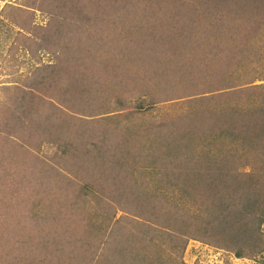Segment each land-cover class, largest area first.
Returning <instances> with one entry per match:
<instances>
[{"label":"trees","instance_id":"16d2710c","mask_svg":"<svg viewBox=\"0 0 264 264\" xmlns=\"http://www.w3.org/2000/svg\"><path fill=\"white\" fill-rule=\"evenodd\" d=\"M40 1V8L49 9L50 0ZM63 1L60 6L79 12V17L74 14L77 17L74 23L71 18L61 20V24L66 26L63 29L61 25V31L67 42L64 43L60 36L53 37L50 31L45 35L47 44L44 47L56 54L58 62L39 67V74L30 81L34 83L28 84L31 88L17 92L19 97L16 96L11 107L14 109L5 110L9 118L0 124V132L5 131L15 139L21 135L30 139L36 128L41 139L50 143L51 137L45 138L42 134V108L46 103L51 106L48 110L51 114L45 113L49 117L48 123H52L51 119H60L55 111L67 108L65 117L52 123V128L55 135L62 129L67 141L64 156L69 163L67 171L70 177L48 167L46 172L39 170L37 174L36 170H30L28 178L22 170L12 181L11 178L2 180L1 200L7 198L10 182H19L20 191L26 186L29 191L33 184L34 193L43 198L44 221L74 219V222L61 227L52 225L50 227L54 228L47 232L54 234L56 239L53 255L50 256L52 264H64L65 253L69 252L63 250L69 245L74 248V244L75 249L79 246L84 248L82 243L94 235L92 227H99L101 231L108 227L106 223L109 221L115 226L112 233L124 232L132 238L127 248L113 245L110 252L105 251V256L110 255L114 264H154L155 261L157 264H185L182 261L178 263L169 252L165 255L161 246L159 249L152 248V241L147 240V235L139 241L129 231L121 230L120 221L114 220L115 208L113 212L110 206L103 208L102 224L96 223L99 217L93 220L88 215V222H93V226L88 227L86 215L81 214V209L88 207L87 200L91 199L88 194H95L91 184L110 185L112 178L123 174L127 182L123 184V190L117 191L115 200L123 208H129L127 213L149 217L155 224L165 226L167 231L160 230L159 233L162 231L168 236L172 246L181 244V240L183 251L190 239L200 240L233 253L239 259L260 256V264H264V91H251L259 88L248 86L254 80L243 83L234 91H231L230 83L234 79L235 62L245 63L243 59L247 58L252 63V59L245 55L264 30V0H199L197 3L208 10V16H212V12L219 14L210 22L214 28L195 27V19L200 17L186 3L185 7L176 10L174 19L167 21L168 26L176 27L174 21L180 23L179 30L170 29L165 35L166 42L161 43L158 40L164 38L163 32L156 34L145 29L144 32L140 27L145 24H132L128 14L131 11L128 10L120 19L115 13L116 7H108L118 0H94L99 5H92L93 0H65L66 6ZM154 2L160 7L158 0ZM166 11L168 14L171 10L166 8ZM145 13L151 14L149 11ZM88 24L103 28L106 38L101 39L100 35L90 41L91 36L88 35L83 39L81 32ZM136 32L142 42L143 36L152 37L154 43L158 42L157 50L161 54L166 53L169 59L177 50L186 49L184 41L193 46L190 52L197 53L200 48L210 57L203 61L198 59L189 78L180 80L184 91H164L171 87L164 79L175 76V70L167 67L162 75H148L146 69L149 66L144 64L146 58H137L133 50ZM72 33L77 35H70ZM93 43L95 45H91ZM217 44L228 45L233 55L221 58L218 55H222L221 51L214 55L212 46L216 49ZM237 50L242 59L235 57ZM197 67L204 72L197 75ZM62 78L64 84H57ZM98 83L101 86L99 91H91L90 87ZM185 98L193 106L188 112L166 113L158 124L137 119L159 103ZM114 99L115 104L112 102ZM113 104V109L119 106L121 110L109 109ZM44 129L46 131L47 127ZM150 161L160 168L165 188L175 192L176 187L181 193L174 199H168L165 193L149 190L143 192L139 203L135 199L136 203L132 204L134 200L131 197L137 192L133 181L135 174L139 175L136 167ZM22 175L26 176L22 180L27 179L29 183H22ZM78 180L87 182L81 186ZM12 191L11 199H15L14 196L18 198L16 190L12 188ZM1 200L0 213L5 209L8 212L5 214L15 217L18 225L23 224L25 217L29 218L28 209L32 211L37 207L36 202L29 207L27 198L18 204L3 203ZM21 205L26 206L23 209ZM29 219L35 222L39 232L40 228L45 232L47 224L40 225L39 219L34 217ZM117 228L120 229L115 232ZM60 233L62 237L58 239ZM19 238L16 237V243L11 247L10 241H3L2 246L12 248L13 252L0 250V264H18L22 255L31 259L37 254L29 250V243L32 242L29 238ZM72 238H75L74 243L70 242ZM92 245L94 243L91 242L88 247ZM171 248L177 251V247ZM14 249L22 255L14 253ZM96 259L98 262L99 258Z\"/></svg>","mask_w":264,"mask_h":264},{"label":"rangeland","instance_id":"374dc122","mask_svg":"<svg viewBox=\"0 0 264 264\" xmlns=\"http://www.w3.org/2000/svg\"><path fill=\"white\" fill-rule=\"evenodd\" d=\"M61 1L62 0H50L51 3H49V9H45L39 7L41 3L40 0H0V124L7 122V118H9L6 115L5 110L8 108L14 109L11 107H13V101L16 100V96L19 97L17 92L31 88L28 84L32 85L34 83L30 81L35 75L39 74L37 69L43 65H51L58 62L56 54L44 47V44H47L45 42V35L47 36V33L50 31L53 37L59 38L60 36L64 43L67 42L65 41L64 33L61 31V20L71 18L74 23L77 20L76 18L79 17V12H72L68 9L65 0L63 1V4H65L64 6H66V8H62L60 6ZM154 1L156 0H118L113 6L108 7H116L115 13L119 14L118 17L120 19H123V16L126 15L128 10L131 11L128 14L132 19V24H145L146 26L140 27L143 31L144 29L146 32L155 31L156 34H161L163 32L164 38L161 41L158 40L159 43L166 42L165 35L170 32V29L179 30L177 27L180 23L174 21L173 24H176V27L174 25L168 26L167 21L168 19H174L179 8L181 6L185 7L186 3L192 6L193 10H195L200 17V19H195V27L210 26L214 28V24L211 25L210 22L214 21L219 16V14L214 12H212V16H208V10L202 8L200 4L197 3L199 0H158L160 7H158V4ZM92 2V5H99L97 1L93 0ZM180 2L182 3L180 4ZM166 8L171 10L168 14ZM145 11H149L151 14H147ZM74 14L77 16L76 18L74 17ZM197 15L194 18H196ZM143 19L145 20L142 21ZM65 27V24L62 25L63 29H65ZM80 28H82V26H80ZM154 28H156V30H154ZM73 34L75 33L70 35ZM81 34H83V39L90 35V41L96 39L100 35L102 36L101 39L106 38V31L103 30V28H100L99 26L91 27L89 24ZM258 36L259 37L252 42L250 50L247 51L245 55V57L249 56L252 59V63H249L247 58L243 59L244 61L246 60L245 63L235 62L233 70L234 75L232 76L234 79L230 80L232 86L231 91H234L241 87L243 83L247 81L250 82L251 80H254L255 82L248 86L254 85L259 87L254 88L251 91H264V30H262V33H259ZM142 39L144 42H142L140 38L138 39L137 32L134 34L133 50L136 51L137 58H146L144 64L149 66V68L146 69L148 75H162L167 71V67H169L170 70H175L173 72V75L175 76L171 77V79H164V82L167 83L168 87L171 85L170 88L167 90L164 89V91H184L183 83L179 84L180 80L184 79V77L189 78L190 71L193 67L197 66L198 59L203 61L210 57L209 54L200 51V48L197 53L190 52L193 49V46L190 43H187V41H184L183 43L185 44L184 46L186 49L177 50L175 54L170 55L169 59L166 53L161 54V51L157 50L158 42L157 44L154 43L152 37L148 38L147 36H143ZM91 45H95V43ZM126 45H128L127 42ZM69 46H71V44H69ZM227 47L228 45L226 44H217L216 49L212 46V52H214L215 55L216 52L221 51L222 55L218 54L221 58L229 55L232 56L233 51ZM74 48H79V50H81L78 46H74ZM154 51L156 52L154 53ZM237 51L238 52L234 54L235 57H240V59H242V57L238 55L239 50ZM199 72L204 71L200 67H197L196 74L198 75ZM155 79L157 78L155 77ZM172 80H176V82H172ZM57 84H64V78L59 79ZM165 86L166 84L159 90L163 91ZM99 87L101 86L98 83L95 87L91 86L90 90L99 91ZM35 93L37 95H42L39 92ZM41 99L43 102L45 101V99ZM112 102L115 104V99L112 100ZM114 104L113 106L111 105L109 109H118L120 111L121 109L118 108L119 106H115L113 109ZM50 108L51 106L46 103L41 111V114L44 117L41 126L42 134L45 138L51 137L50 143H48L47 140L44 141L41 139L36 128L32 132L33 138L30 139L23 138L22 135L17 137L18 139H15L11 138L5 131L0 132V183L3 182L2 180L10 178V181H12L13 177L19 174L22 170V173L26 174L29 178L28 174L30 173V170H36L37 174L39 170L46 172L48 167L62 173L65 177L69 176V163L65 161L64 156V148H66L67 141L62 134V129L57 135H55L52 128V123L62 121L61 118L65 117L64 113H66L65 111H67V108H64L65 111L60 108L55 111L56 114H59L60 119H51L52 123H48L47 119L49 117H47L46 114H51L48 111ZM192 108L193 106L188 103V99H176L171 102L159 103L156 107L144 111L142 117H138L137 119L138 121L144 119L147 123L153 122L154 124H158L162 121L166 113L179 114L182 112H188L192 110ZM100 117L102 118L103 116ZM45 126L47 127L46 131L44 129ZM12 152H14V154H12ZM137 169L139 175L135 174V181H133L135 186H137V192L135 191L136 195L134 193L131 197L134 200L132 204L136 203V201L139 203L143 198L141 196L143 192L149 190L155 192L156 189L160 194L165 193L168 199H174L180 195L181 192L176 187L174 188L175 192L165 188L166 184L164 183L165 180L161 171H159L160 168H158L157 165L152 164L151 161L141 167H136V170ZM25 177L26 176L22 175L20 176V179L22 180ZM26 180L27 179L22 180L24 181L22 183H29V181ZM78 181L81 186L87 182V180L84 183L80 180ZM112 182L110 185H103L104 189H102V184H91L95 194H88L91 198L87 200L88 207L81 209V214L83 215L85 213V220L87 222L88 215H90L93 220L99 217V220H96V223L102 224L104 218V215H102L104 211L103 208L110 206L113 208V212L115 208L116 215L114 220L117 219L120 221V224L122 225L120 227L121 230L129 231L137 237L139 241H143L147 235V240L149 239L152 241V248L159 249L161 246L164 250V254L166 255L167 252H169L178 263H181L182 261L185 264H260V256L239 259L236 258L233 253L218 249L200 240L190 239L183 251L181 249V240H179L181 244L172 246L170 244L171 242L168 241V236L163 235L162 231L159 233L160 230L167 231V229H164L165 226L155 224V222L151 221L149 217H137L133 214L127 213L126 210L129 208H123V205L115 200L117 191L123 190V184L127 182L124 175H118L116 179L112 178ZM18 183L19 182H10L11 185H9V187L7 186V189L9 190L7 198L1 200L0 197V200L3 203L18 204L19 202H25L26 200L24 199L27 198L29 207L36 202L35 205L37 207H34L32 211H28L30 209L27 210L29 218L34 217L36 220L39 219L40 225L44 226V224H47L49 227L45 226V232L43 231V228H40L41 230L39 232L38 226L28 217L23 219V224L18 225V220H16L15 217L9 216V218L8 215H6L8 212H5V209H3V212L0 213V250L2 252L6 251V253L7 251L13 252L12 248H4L2 246L3 241L4 243H9L10 241L9 244L11 247L16 243L15 240L17 236H20L19 240H26L29 238V240L32 241L29 243V250H32V253L37 254L30 259L29 256L24 257L22 253L15 251L14 249V253L22 255V260L18 264H45V262L48 264V262L51 261L50 256L53 255V249L56 246L54 234H47L49 229L51 230L54 228L50 226L61 227L62 225L74 222V219H64L65 221H63V219L60 218L58 222H55V220L52 222L49 221L48 217V221H44V219H46V212L42 207L43 198H39L38 194L34 193L36 191L35 186L32 184L29 191L26 190L28 186L25 187V190L20 191ZM12 188L16 190L18 198L21 199H18L15 196V199H11L13 196ZM99 189L101 190L99 191ZM1 194L2 190H0V196ZM25 206L26 205H21L23 209ZM191 209L194 210V207L191 206ZM23 212L24 211H21V213ZM92 223V221L88 222V227L93 226ZM106 225H108V227L101 231L99 230V227H92L94 235L89 236L86 242L82 243L86 247L84 246V248H82V246H79L75 249L74 244V248L69 245V248L63 250L69 252L65 253L67 256L64 264H114L115 261H113V258L110 257V255L105 256V251L110 252L113 245L127 248V243H129L132 238L128 233H112V230L115 228L112 221L107 222ZM120 228H117L115 232L119 231ZM61 237L62 234L60 233L58 239ZM81 237L84 236H80V238ZM75 238H77V236ZM75 238H72L70 242L74 243L73 239ZM91 242L94 243V245L88 247ZM107 242L109 243L108 245ZM171 247H177V251H173ZM147 254L150 255L151 253L148 251ZM97 257L99 258L98 262L96 259ZM153 263L157 264L158 262L155 261ZM118 264L120 263L118 262Z\"/></svg>","mask_w":264,"mask_h":264}]
</instances>
